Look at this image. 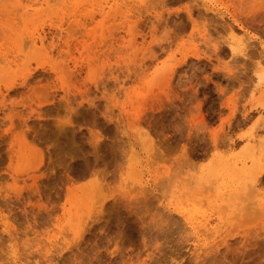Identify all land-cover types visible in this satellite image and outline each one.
<instances>
[{
    "label": "rangeland",
    "instance_id": "374dc122",
    "mask_svg": "<svg viewBox=\"0 0 264 264\" xmlns=\"http://www.w3.org/2000/svg\"><path fill=\"white\" fill-rule=\"evenodd\" d=\"M0 264H264V0H0Z\"/></svg>",
    "mask_w": 264,
    "mask_h": 264
},
{
    "label": "bare ground",
    "instance_id": "6f19581e",
    "mask_svg": "<svg viewBox=\"0 0 264 264\" xmlns=\"http://www.w3.org/2000/svg\"><path fill=\"white\" fill-rule=\"evenodd\" d=\"M52 43H53V42H52ZM50 45H51V44H50ZM50 47H51V46H50ZM27 51H30V50H27ZM30 52H31V51H30ZM27 53H29V52H27ZM26 55H27V54H26ZM248 141H250V142H252V143L255 144V140H253V139H252V140H248ZM250 144H251V143H250ZM259 178H260V177H259ZM258 180H259V179H258ZM216 181H217V180H216ZM222 181H223V180H222ZM253 181H254V180H252V182H253ZM231 183H232V182H231ZM254 183L256 184V183H257V180H255ZM258 183H259V182H258ZM258 183H257V184H258ZM252 184H253V183H252ZM255 184H253V185L250 186V187L252 188L253 186H255ZM257 184H256V185H257ZM229 185H230V184H229ZM217 186H218V185H217ZM222 186H223V185H222ZM222 186H221V187H222ZM255 188H256V187H255ZM219 189H220V188H219ZM253 189H254V188H253ZM253 189H252V190H253ZM220 192H221V191H220ZM224 197H225V196H224Z\"/></svg>",
    "mask_w": 264,
    "mask_h": 264
}]
</instances>
